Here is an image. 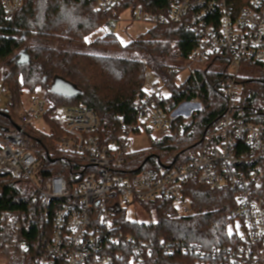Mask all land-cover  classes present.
Returning a JSON list of instances; mask_svg holds the SVG:
<instances>
[{
    "label": "built area",
    "instance_id": "obj_1",
    "mask_svg": "<svg viewBox=\"0 0 264 264\" xmlns=\"http://www.w3.org/2000/svg\"><path fill=\"white\" fill-rule=\"evenodd\" d=\"M90 1L106 15L105 28L112 34L120 22L116 6L123 0ZM247 2L238 6L235 0H167L168 15L147 12L143 6L126 10L132 20L153 26L175 23L193 36L197 47L183 60L189 62L191 76L216 60L225 65L226 110L187 162H160L158 169H136L130 163L132 135L156 130L165 136L176 117H185L178 109L167 111L162 102L168 95L158 84L135 102V121L109 142L95 133L99 121L92 109L55 108L53 118L61 135L51 152L57 156L51 159L69 166V176H45L27 135L31 121L47 113L46 100L33 98L18 128L0 126V175L35 187L34 198L42 201L44 221L51 227L39 264H176L166 259L178 254L192 257L188 264H264V200L258 197L263 184L264 114L249 108L240 83L242 66L264 68V0ZM1 4L12 18L23 0H1ZM176 55L182 60L179 51ZM177 73L174 69L171 78ZM192 102L193 110L199 111L200 103ZM189 180L215 191L235 192L236 207L230 216L243 231L233 243L205 251L165 237L140 238L124 231L119 213L133 204L143 208L147 202L167 199L178 216L190 215L192 203L185 189ZM18 217L9 218L16 232L21 228ZM21 248L28 250L25 243Z\"/></svg>",
    "mask_w": 264,
    "mask_h": 264
},
{
    "label": "trees",
    "instance_id": "obj_2",
    "mask_svg": "<svg viewBox=\"0 0 264 264\" xmlns=\"http://www.w3.org/2000/svg\"><path fill=\"white\" fill-rule=\"evenodd\" d=\"M247 1L235 0L238 6L246 5ZM140 6L153 14L168 15L170 11L167 0H123L116 6L117 14L120 16L126 10H136ZM105 21L106 15L96 11L90 0H23V6L12 18L7 17L0 0V62L9 61L6 67L10 68L4 74L0 69V80L6 84L13 98L39 88L45 89L48 97L44 120L50 124V132L44 134L31 127L27 133L37 149L45 176L71 174V168L65 163L58 166L59 162H53L57 155L51 154L61 135L53 118L55 108L69 105L92 109L99 121L95 133L103 141L115 140L123 126L128 127L135 121V102L146 93L145 74L149 69L166 84L169 95L162 103L169 113L194 100L200 103L201 108L190 119L176 117L169 134L153 141L150 149L133 153L130 163L136 169H158L160 162L174 164V160L187 162L198 153L202 137L226 110L224 91L229 76L222 61H214L182 84L177 85L175 78H171V72L176 68L169 67L166 61L177 51L185 60L197 47L193 36L175 23L152 26L127 45H122L113 33H105L92 42L96 52L68 51L57 47L86 43L94 33L105 29ZM109 51H122L124 54L108 55ZM129 54L138 55L141 59L129 57ZM11 58L14 60L10 61ZM256 67L263 68L260 65L253 68ZM240 80L241 85L247 83L242 87L249 108H256L264 114V108L256 105L257 95L252 87L264 79ZM58 81L71 86L75 92L56 90ZM257 86L264 88V85ZM0 126L11 128L10 119L0 116ZM262 172L263 184L258 197L264 200V166ZM30 187L26 180L0 175V234L9 226V218L19 215L21 228L17 232V242L19 246L25 243L28 248L26 252L22 251V264H39L51 227L44 221L42 201L34 198V190ZM185 189L192 203L190 215L178 216L172 202L167 199L147 202L143 208L155 217L156 222L149 225L138 221L131 223L126 220L125 211H121L119 220L124 231L140 238L153 235L157 240L165 237L205 251L233 243L237 233L231 230L235 221L230 213L236 207L235 192L226 189L215 191L196 180H189ZM191 259L178 254L166 261L188 264Z\"/></svg>",
    "mask_w": 264,
    "mask_h": 264
},
{
    "label": "rangeland",
    "instance_id": "obj_3",
    "mask_svg": "<svg viewBox=\"0 0 264 264\" xmlns=\"http://www.w3.org/2000/svg\"><path fill=\"white\" fill-rule=\"evenodd\" d=\"M153 24L148 21H135L132 20L131 12L126 11L120 15V22L116 26V28L113 30V34L117 36V38L120 40L122 45H127V43L131 42L132 40L137 39L141 34L147 32L152 28ZM105 33H110L106 28L99 30L97 33H94L91 37H89L84 44H61L57 45L60 49H65L68 51H78V52H96L94 50V47L92 45V42L98 38L99 36L104 35ZM176 52V51H174ZM118 54L122 55L124 54L122 51H109L107 52L108 55L112 54ZM128 54V53H127ZM177 54V52L175 53ZM129 57H135L138 59H141L138 55L129 54ZM11 60H14V58H11ZM9 62V61H8ZM8 62H0V69L1 72L4 74L9 69L6 67ZM167 65L169 67H174L178 70V73L175 75V82L177 85L184 83L191 75L190 70L188 69V61H183L178 59L177 55H175L173 58L168 59ZM217 67H222L220 65H217ZM241 79L242 78H254L257 80L264 79V68H253V67H247L242 66L241 70ZM146 81L144 85L145 91H150L155 85H159L161 89L164 90V94L167 96L169 95L168 90L163 86V81L160 77L155 76L152 70H147L146 74ZM247 83H242L243 86H245ZM264 85V80H260L257 83H254L252 85L253 89L255 90V94L257 95L256 105L264 108V88H260L259 86ZM257 86V87H256ZM244 88V87H243ZM33 98H38L40 100H48V97L46 95L45 89H37L35 92H24L23 95H20L19 97L16 96L13 98L11 96V93L9 92L8 88L6 87V84L0 80V112L2 111H8L10 114V125L14 126L16 124H20L21 117L25 113L30 111L31 102ZM196 103L190 102L183 104L179 106L178 112L184 115L187 118H191V114L195 112L193 110V107ZM31 127L34 130H38L42 133H49L50 132V124L47 123L44 118H34L31 121ZM164 135L159 131H152V130H145L141 131L140 133H137V135H132L129 149L133 153L135 152H143L145 150L150 149L151 144L153 141L159 140ZM63 162L60 161L58 163V166H61ZM150 167V166H146ZM145 167V168H146ZM30 183V182H29ZM31 184V183H30ZM32 186V184H31ZM31 190H35V187H30ZM126 220H128L131 223H134L135 221H138L140 223H145L146 225H149L151 223H155L156 219L154 216H150L149 214L144 211V209L137 204H133V206L126 208ZM8 227L5 229V231L0 234V264H22L24 260V256L22 254V248L18 245V238H17V232L12 222L8 220ZM232 231H236V233H241L243 230L241 228V224L239 221H235L234 227L231 228Z\"/></svg>",
    "mask_w": 264,
    "mask_h": 264
},
{
    "label": "water",
    "instance_id": "obj_4",
    "mask_svg": "<svg viewBox=\"0 0 264 264\" xmlns=\"http://www.w3.org/2000/svg\"><path fill=\"white\" fill-rule=\"evenodd\" d=\"M28 62H29V58H27V60H26V63H28ZM55 88H56V90L59 89L61 92H66V93H74V92H75V90L72 89L71 86H69V85H67V84H64V83H62V82H59V81L55 84ZM0 116H1V117L4 116V117L10 119V114H9V112L6 111V110L0 112ZM15 127L18 128L17 125H15Z\"/></svg>",
    "mask_w": 264,
    "mask_h": 264
}]
</instances>
